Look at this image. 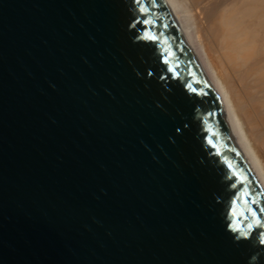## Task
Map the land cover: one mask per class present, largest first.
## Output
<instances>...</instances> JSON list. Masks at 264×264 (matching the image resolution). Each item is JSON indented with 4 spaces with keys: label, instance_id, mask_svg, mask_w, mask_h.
I'll return each instance as SVG.
<instances>
[{
    "label": "water",
    "instance_id": "obj_1",
    "mask_svg": "<svg viewBox=\"0 0 264 264\" xmlns=\"http://www.w3.org/2000/svg\"><path fill=\"white\" fill-rule=\"evenodd\" d=\"M0 264H264V195L162 0H0Z\"/></svg>",
    "mask_w": 264,
    "mask_h": 264
},
{
    "label": "bare ground",
    "instance_id": "obj_2",
    "mask_svg": "<svg viewBox=\"0 0 264 264\" xmlns=\"http://www.w3.org/2000/svg\"><path fill=\"white\" fill-rule=\"evenodd\" d=\"M264 195V0H162Z\"/></svg>",
    "mask_w": 264,
    "mask_h": 264
},
{
    "label": "clouds",
    "instance_id": "obj_3",
    "mask_svg": "<svg viewBox=\"0 0 264 264\" xmlns=\"http://www.w3.org/2000/svg\"><path fill=\"white\" fill-rule=\"evenodd\" d=\"M253 259H255V258H253Z\"/></svg>",
    "mask_w": 264,
    "mask_h": 264
}]
</instances>
